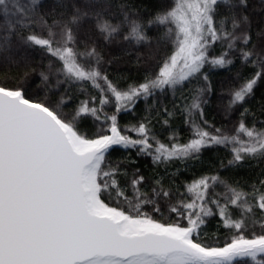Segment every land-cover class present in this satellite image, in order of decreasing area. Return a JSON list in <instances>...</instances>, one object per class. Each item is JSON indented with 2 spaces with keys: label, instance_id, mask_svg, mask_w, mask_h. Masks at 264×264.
<instances>
[{
  "label": "trees",
  "instance_id": "trees-1",
  "mask_svg": "<svg viewBox=\"0 0 264 264\" xmlns=\"http://www.w3.org/2000/svg\"><path fill=\"white\" fill-rule=\"evenodd\" d=\"M178 0H0V87L121 139L99 199L206 248L264 238V0H214L185 77ZM223 264H264V252Z\"/></svg>",
  "mask_w": 264,
  "mask_h": 264
},
{
  "label": "water",
  "instance_id": "water-1",
  "mask_svg": "<svg viewBox=\"0 0 264 264\" xmlns=\"http://www.w3.org/2000/svg\"><path fill=\"white\" fill-rule=\"evenodd\" d=\"M72 133L0 87V264H223L264 252V238L206 248L186 229L108 207L96 171L117 132L82 142Z\"/></svg>",
  "mask_w": 264,
  "mask_h": 264
},
{
  "label": "rangeland",
  "instance_id": "rangeland-1",
  "mask_svg": "<svg viewBox=\"0 0 264 264\" xmlns=\"http://www.w3.org/2000/svg\"><path fill=\"white\" fill-rule=\"evenodd\" d=\"M213 1L214 0L177 1V5L172 10L171 14L180 31V44L176 53L163 69V76L168 77L172 73L178 72L179 77H185L198 68L201 56L199 51V39L202 38V25L207 21L208 10ZM113 131H111V133ZM108 136H111V134ZM111 138H113V136H111ZM113 139V143H117L121 139L118 132L117 137Z\"/></svg>",
  "mask_w": 264,
  "mask_h": 264
},
{
  "label": "bare ground",
  "instance_id": "bare-ground-1",
  "mask_svg": "<svg viewBox=\"0 0 264 264\" xmlns=\"http://www.w3.org/2000/svg\"><path fill=\"white\" fill-rule=\"evenodd\" d=\"M72 135H73V137L75 138V140L77 141V142H82L74 133H72ZM96 201H97V204L99 205V206H103L102 205V203L100 202V201H98V199H96Z\"/></svg>",
  "mask_w": 264,
  "mask_h": 264
}]
</instances>
